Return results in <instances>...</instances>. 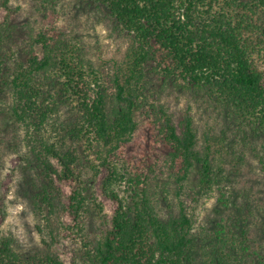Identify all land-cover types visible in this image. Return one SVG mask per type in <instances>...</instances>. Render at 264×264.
<instances>
[{
	"label": "trees",
	"instance_id": "trees-1",
	"mask_svg": "<svg viewBox=\"0 0 264 264\" xmlns=\"http://www.w3.org/2000/svg\"><path fill=\"white\" fill-rule=\"evenodd\" d=\"M86 1L125 36L120 59L89 57L56 25L57 0H40L43 25L24 22L22 50L8 45L17 20L0 21V104L5 120L25 129L23 192L37 215L72 217L67 229L85 264H264V216L234 205L224 166L249 149L264 172V0ZM1 7L9 10L8 0ZM167 86L222 119L218 133L204 131L203 146L190 108L175 114L163 100ZM142 123L143 142L131 147ZM100 167L115 207L90 238L84 217L90 204L102 209L93 191ZM215 189L216 216L195 231L194 204ZM0 264L63 262L49 244L25 254L0 232Z\"/></svg>",
	"mask_w": 264,
	"mask_h": 264
},
{
	"label": "rangeland",
	"instance_id": "rangeland-1",
	"mask_svg": "<svg viewBox=\"0 0 264 264\" xmlns=\"http://www.w3.org/2000/svg\"><path fill=\"white\" fill-rule=\"evenodd\" d=\"M39 3L40 0H8L9 10H5L1 7L0 0V21L7 14L17 20L18 27L11 32L12 41L7 42L16 51L22 50L24 41L26 44L28 40L25 36L28 25L40 27L46 22L37 9ZM56 8V25L83 44L87 54L95 62L100 63L122 57L127 40L125 36L118 35L113 30L111 20L104 13L89 6L86 0H57ZM24 22L30 23L27 25ZM152 86L155 92L159 90L157 84ZM161 94L175 114L187 107L190 108L199 136V147L204 144L202 137L205 130L214 127L213 129L218 133L221 129L219 121L222 119L217 117L212 107L200 98L190 93H183L172 86L164 88ZM7 109L6 102L0 104V219L3 217L2 214H5L0 222V232L12 236L16 241L17 250L22 253L33 254L46 249L49 244L63 264H85L79 249L80 242L76 241L75 236H71L72 232L67 229L68 226L74 227L72 217L59 209L46 220L42 214L37 215L32 204L25 197L22 175L27 164L22 160L21 155L28 149L27 137L23 126L12 125L5 120L4 112ZM143 127L142 123L131 147H138L143 142ZM245 153L241 163H238V159H233V155L226 158L224 166L227 169V188L232 194L234 205L242 203L246 211V207L249 206L257 213V219L254 218V220L259 221L264 216V172L252 152L246 149ZM141 157L143 154L139 152L137 158ZM159 166L162 167L161 162H158ZM107 175V169L100 167L98 176L93 182L94 195L102 203V209L99 210L98 207L90 204L91 212L84 217L86 221L84 232L90 238L98 237L106 230L114 211L115 203L105 195L103 190ZM158 176L160 179L166 178L165 173H159ZM61 185L65 193L62 199L65 201L70 188L66 184ZM171 188L174 187L169 186V189ZM152 189L153 187L151 191ZM170 191L169 198L175 201L174 192ZM158 192L164 194V191L158 190ZM159 197L162 198L160 195ZM218 197L219 191L215 189L211 197L203 198L194 204L195 231H198L201 226L209 227L212 224V219L216 216L215 208L220 206ZM160 201L162 204L163 200L160 199ZM162 209L164 212L167 211L165 206ZM256 234L260 235L258 232Z\"/></svg>",
	"mask_w": 264,
	"mask_h": 264
}]
</instances>
